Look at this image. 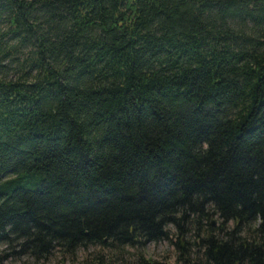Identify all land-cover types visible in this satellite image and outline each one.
I'll use <instances>...</instances> for the list:
<instances>
[{"label": "trees", "instance_id": "16d2710c", "mask_svg": "<svg viewBox=\"0 0 264 264\" xmlns=\"http://www.w3.org/2000/svg\"><path fill=\"white\" fill-rule=\"evenodd\" d=\"M0 241L264 264V0H0Z\"/></svg>", "mask_w": 264, "mask_h": 264}, {"label": "rangeland", "instance_id": "374dc122", "mask_svg": "<svg viewBox=\"0 0 264 264\" xmlns=\"http://www.w3.org/2000/svg\"><path fill=\"white\" fill-rule=\"evenodd\" d=\"M19 249L18 244L12 245L7 241H0V264H96L98 259L104 258L108 262L114 257L131 262L138 253L136 248L128 247L112 257L111 250L103 249L100 245H94L88 249L79 250L74 259L65 256L59 250L53 252L47 259H37L29 254L21 253ZM142 251L147 257L170 263H174L177 257L175 246L170 240L149 241Z\"/></svg>", "mask_w": 264, "mask_h": 264}, {"label": "water", "instance_id": "95a60500", "mask_svg": "<svg viewBox=\"0 0 264 264\" xmlns=\"http://www.w3.org/2000/svg\"><path fill=\"white\" fill-rule=\"evenodd\" d=\"M212 224H213V225H216V221H215V220H212Z\"/></svg>", "mask_w": 264, "mask_h": 264}]
</instances>
